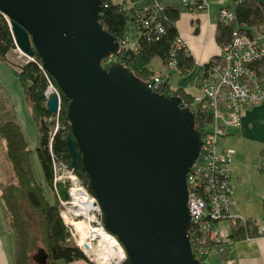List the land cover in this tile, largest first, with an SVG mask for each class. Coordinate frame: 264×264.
<instances>
[{"label": "water", "instance_id": "1", "mask_svg": "<svg viewBox=\"0 0 264 264\" xmlns=\"http://www.w3.org/2000/svg\"><path fill=\"white\" fill-rule=\"evenodd\" d=\"M101 0H0L19 49L36 53L69 100L70 166L82 167L131 264H201L190 244L187 175L202 148L195 115L183 100L158 94L121 62L100 23ZM59 96L48 111L56 114ZM43 248L33 256L48 264ZM123 261L120 264L125 263Z\"/></svg>", "mask_w": 264, "mask_h": 264}, {"label": "trees", "instance_id": "2", "mask_svg": "<svg viewBox=\"0 0 264 264\" xmlns=\"http://www.w3.org/2000/svg\"><path fill=\"white\" fill-rule=\"evenodd\" d=\"M101 2L104 6L99 14V21L112 37H116L120 41L123 38L128 22L133 20V16L137 15V13L126 3V0L121 2L101 0ZM236 9L237 20L241 25L242 31L251 36H254L253 29L264 32V0H245ZM159 12L161 21L165 26V34L162 35L160 40L149 43L143 42L141 50L136 54L122 49L117 53L119 62L125 68L131 69L136 78L143 81L148 80L150 75L156 72L150 67L153 60L160 59L163 68L167 66L171 58V51L174 48V42L180 36L176 26V22L180 17L179 9L175 6L163 7ZM231 33L230 27H224L220 24L217 29V42L224 46L229 41ZM14 49L15 41L9 21L0 13V58L12 66L18 81L24 87L27 102L32 109L33 118H35L39 129V144L36 148L38 159L41 163L46 183L53 188L52 155L57 160L66 162L69 165L72 162L67 146L68 139L73 138L67 116L69 100L62 95V108L58 121L59 129L53 135L51 152L50 137L53 127L56 125V117L45 106L44 92L48 86L45 73L35 62H28L23 65L12 63L8 56ZM34 57L37 62H40L37 53ZM176 59L181 71L178 74L180 77L188 74L193 69L194 59L185 50L178 51ZM209 68L210 63L205 65L204 76ZM170 82L163 84L155 92L161 95L168 94ZM54 84L57 85L55 81ZM171 94L172 96H178L187 106L194 102V97L187 93L185 89H173ZM191 111L195 115V130L204 135L211 121L204 115L199 114L198 111L193 109ZM0 139L6 143L5 152L7 163H9V171L14 174V180L0 185V197L5 209L8 227L15 241L14 264H34L35 262H33L32 258L39 248H43L48 252V264H70L81 260L91 262L87 259L83 250L73 241L71 228L66 226L62 216H60L61 205L57 196L55 204L50 205L45 195H43L42 187L37 183L32 171L31 162L29 161L28 141L21 125L14 119L0 123ZM78 160L79 166L75 171L86 183L88 191L94 195L87 174L82 167L80 152ZM262 166L263 164L261 169L264 171ZM59 194L65 201L69 199L67 188L63 189L62 185L59 186ZM251 224V220L245 219V222L239 220L234 227H231L230 236L226 242L222 245L208 244L212 251L222 248L220 255L215 254L217 259L210 263L217 264L218 262L229 260L233 245L237 241L246 240L247 237L257 235L255 228H251ZM190 244L193 251L194 244L192 240ZM209 258L211 259V257ZM123 264H131V262L128 259Z\"/></svg>", "mask_w": 264, "mask_h": 264}, {"label": "built area", "instance_id": "3", "mask_svg": "<svg viewBox=\"0 0 264 264\" xmlns=\"http://www.w3.org/2000/svg\"><path fill=\"white\" fill-rule=\"evenodd\" d=\"M219 1L225 2L224 0ZM244 1L235 0L234 7L225 5L219 9L218 20L220 24L224 27H230L232 33L229 41L222 46L220 56L210 62V68L200 84V92L194 97V102L188 105L191 110L198 111L199 114L211 121L208 130L202 135L203 145L199 156L187 175L188 209L192 221L189 239L194 244L193 254L201 264H211L208 257L221 254L222 248L212 251L208 244L222 245L229 239L230 232L220 227L224 221L231 222V227H234L239 220L245 222L232 213L233 187L230 171L235 151L232 148L219 150L220 138L226 135V130L230 127L241 126L242 111L261 103L264 99V43L242 31L236 18V7ZM207 5L205 0L185 1L186 7L195 8L199 11L207 8ZM160 9H162L160 6H151L142 11L136 10L137 15L128 22L123 38L119 41L120 49L136 54L141 50L143 42L149 43L160 40L165 34ZM5 18L7 19L6 16ZM182 49L187 52V44L179 36L174 42L171 58L165 66V70L159 73L155 72L145 81L150 89L154 91L159 89L163 84L172 80V74L181 73L176 54ZM13 52L17 53L20 59H25L24 63H37L45 73L48 84L44 92L45 106L52 94L59 96V108L55 114L56 125L50 137L51 150L53 135L59 129L58 121L62 108V95L57 85L54 84L52 76L43 69L42 62H37L34 56L29 57L22 52L16 42ZM117 53L106 57L102 61V67L106 69L119 62ZM52 161L53 190L58 196L59 204L64 207L61 216H63L66 224L69 223L72 226V222L85 221L91 213L95 215V221L91 224L97 227L104 226L101 205L95 195L88 191L86 183L66 162L57 160L53 155ZM262 163L264 169V160ZM62 184L67 186V193L69 194L67 201L59 194V186ZM78 195L79 200L76 198ZM78 202L80 205L77 206ZM89 202L96 209L86 214L85 206ZM73 209L76 213L72 211ZM73 228L77 233L75 227ZM217 264H229V262L226 260Z\"/></svg>", "mask_w": 264, "mask_h": 264}, {"label": "crops", "instance_id": "4", "mask_svg": "<svg viewBox=\"0 0 264 264\" xmlns=\"http://www.w3.org/2000/svg\"><path fill=\"white\" fill-rule=\"evenodd\" d=\"M185 1L187 0H126V3L135 11L147 9L152 5L162 8L175 6L179 9L180 17L176 22L178 34L187 44V53L194 59L193 66L200 68L202 82L205 65L220 56L222 48L216 39L217 29L220 25L219 9L225 5L234 7L235 0H224L225 2L205 0L208 5L202 11L195 8L189 9L185 6ZM254 37L261 40L260 37L255 35ZM161 69V71L165 69L163 65ZM17 85L20 86L12 66L0 58V92L3 93L5 90L4 92L8 94L7 88L14 90ZM1 112L3 110L0 108ZM0 116L2 115L0 114ZM6 120L0 119V123L8 122ZM15 120L21 125L17 119ZM241 120L240 127H230L226 130L227 133L222 141L224 145L220 149L232 148L235 151L230 171L233 187L232 213L239 219L251 220V228H255L257 235L237 241L233 245L228 262L229 264H264V171L261 169L264 160V99L261 103L244 109ZM5 144L4 142V149H6ZM2 184L4 183H0V185ZM231 226V222L228 221H224L220 225L228 232H231ZM14 260L15 241L9 230L2 203L0 209V264H14ZM70 264L93 263L81 260Z\"/></svg>", "mask_w": 264, "mask_h": 264}, {"label": "rangeland", "instance_id": "5", "mask_svg": "<svg viewBox=\"0 0 264 264\" xmlns=\"http://www.w3.org/2000/svg\"><path fill=\"white\" fill-rule=\"evenodd\" d=\"M253 33L256 37H260L261 41L264 42V32L262 33L258 30L253 29ZM8 57H9V60L15 65L26 64L24 63L25 59L23 58L20 59L18 57V54L15 52H12L11 54H9ZM150 67L153 68L157 73H159L162 70L161 69L162 61L160 59L153 60V62L150 64ZM201 78H202L201 71H200V68H198L197 66L194 67L193 71H191L188 75H184L183 77L174 75L173 79L170 82L169 88H168L169 90L168 94H170L173 91V89L181 88V89H185L187 92L191 94L196 95L197 93L200 92L199 85L201 82ZM18 84L20 86L17 85L14 88V90H12L13 88H9V89L7 88L8 94L4 92L5 90L3 91V93L0 92V108L1 110H3V112L0 113L2 115L0 116V119H5V120L7 119L6 121H8V119L10 120V119L15 118L21 123L22 129L23 131H25L26 140L28 141V149L30 151L29 161L31 162V167H32V171L34 173L35 179L37 183L41 185L43 195H45L47 202L50 205H54L57 194L54 192L53 188L49 186V184H47L45 181L44 173L42 172L41 163L39 162L38 153L36 151V148L39 144V129L37 127L35 118H33L32 109L27 102L24 87L23 85H21L19 81H18ZM54 129L55 128L53 127V131ZM223 139H224L223 137L220 138L219 150L221 146L224 145V143L222 142ZM12 180H14V174H12V172L9 171V163H7V159H6L4 142L0 140V183H9ZM62 186H63V189L67 188V186L65 187L63 184ZM1 208H2V199L0 197V209ZM63 211H64V207H62L61 205L60 216ZM64 223L66 224L65 220H64ZM66 226L71 228V233L73 234L72 235L73 241L78 246V241H79L78 234L75 232L74 228L69 223L68 225L66 224ZM93 245L96 246L97 242L94 241ZM84 254L86 255L87 259L91 261V263L93 262V264H98L95 261L93 255L89 256L85 252ZM216 259L217 258L214 254V256L211 257L210 262H214V260Z\"/></svg>", "mask_w": 264, "mask_h": 264}, {"label": "bare ground", "instance_id": "6", "mask_svg": "<svg viewBox=\"0 0 264 264\" xmlns=\"http://www.w3.org/2000/svg\"><path fill=\"white\" fill-rule=\"evenodd\" d=\"M76 198L79 200V195ZM78 204L79 202L77 206ZM95 209L96 207L90 202L85 206L86 214ZM72 211L76 213L75 209ZM94 221L95 215L90 213L85 221L72 222V226L75 227L78 234L79 248L87 255H93L98 264H120L125 261L126 254L118 239L112 236L104 226H93L91 222ZM94 241L97 242L96 246L93 245Z\"/></svg>", "mask_w": 264, "mask_h": 264}]
</instances>
